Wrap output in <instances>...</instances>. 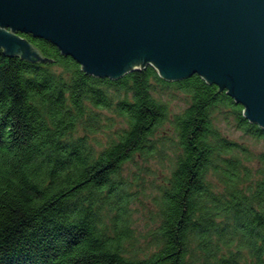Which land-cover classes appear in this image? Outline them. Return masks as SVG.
Instances as JSON below:
<instances>
[{
  "label": "trees",
  "instance_id": "16d2710c",
  "mask_svg": "<svg viewBox=\"0 0 264 264\" xmlns=\"http://www.w3.org/2000/svg\"><path fill=\"white\" fill-rule=\"evenodd\" d=\"M20 35L53 61L0 49V264H264V152L218 124L256 141L264 129L225 89L198 75L165 81L151 66L94 77ZM175 94L176 114L165 101ZM157 157L169 173L147 195ZM147 196L155 210L142 238L133 206Z\"/></svg>",
  "mask_w": 264,
  "mask_h": 264
},
{
  "label": "water",
  "instance_id": "95a60500",
  "mask_svg": "<svg viewBox=\"0 0 264 264\" xmlns=\"http://www.w3.org/2000/svg\"><path fill=\"white\" fill-rule=\"evenodd\" d=\"M20 34L98 78L147 66L165 81L198 75L264 129V0H0L2 54L53 61Z\"/></svg>",
  "mask_w": 264,
  "mask_h": 264
},
{
  "label": "rangeland",
  "instance_id": "374dc122",
  "mask_svg": "<svg viewBox=\"0 0 264 264\" xmlns=\"http://www.w3.org/2000/svg\"><path fill=\"white\" fill-rule=\"evenodd\" d=\"M184 97L181 94H175V95H169V97H165V101L169 104V109L172 113H179L185 108V104L183 102ZM105 117H109L110 114L104 113ZM115 123H118L117 120H115ZM219 128L224 136H226L229 140L235 141L237 143H241L244 146H247L253 153L258 154L261 152H264V141H256L254 139H251L250 137H247L245 135H242L241 132H238L236 129H234L232 126H228L224 121L220 120L219 122ZM167 132L168 131V125H165L164 128L161 129V132ZM107 132L96 133L92 139H95L98 143L101 145H104L106 143L107 139ZM132 165L129 164L128 167H126L127 170H132ZM149 167V173L145 174L147 177V181L149 183L147 188V195H151L152 191L154 190L151 185H157L161 182V179L168 175L169 173V167L170 164L166 161H161L158 157L150 160L148 162ZM125 174L127 171L124 172ZM133 217H134V232L138 236L147 237L148 231L152 227V211L155 210L154 206L152 205V200L149 196L144 197L141 202L139 201L135 203L133 206Z\"/></svg>",
  "mask_w": 264,
  "mask_h": 264
}]
</instances>
